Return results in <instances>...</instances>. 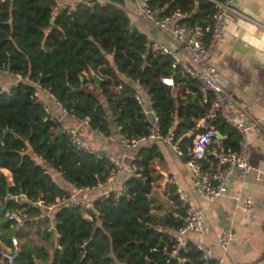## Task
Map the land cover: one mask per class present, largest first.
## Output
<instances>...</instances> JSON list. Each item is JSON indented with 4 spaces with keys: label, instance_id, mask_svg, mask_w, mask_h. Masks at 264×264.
I'll list each match as a JSON object with an SVG mask.
<instances>
[{
    "label": "trees",
    "instance_id": "1",
    "mask_svg": "<svg viewBox=\"0 0 264 264\" xmlns=\"http://www.w3.org/2000/svg\"><path fill=\"white\" fill-rule=\"evenodd\" d=\"M113 1L86 0L75 9L53 14L54 0H0V71L27 76L47 88L68 116L87 120L88 130L103 137L110 136L113 128L133 140L148 135L149 125L134 98L136 92L141 96L145 92L163 134L176 121L173 134L186 161L194 135L200 131L196 123L208 108L199 84L172 70L169 57L147 48L144 33L131 27L127 11L116 5H123V0ZM152 4L166 5L163 14L188 11L192 13L188 22L201 25L208 23L213 9L206 0H153ZM91 72L99 76V83ZM170 76L173 86L162 82ZM33 92L34 86L25 81L8 92L0 89V239L11 234L21 239L15 263L168 264L163 247L170 245L172 235L159 231L150 214L151 165L162 159L157 143L138 147L134 163L140 176L132 173L127 178L122 195L111 191L92 201L93 209L100 211L98 217L93 210L88 212L89 219L79 207H58L51 213L54 228L47 229V204L63 197L66 190L51 180L45 167L61 173L74 188L105 183L117 167L102 151L74 147L61 123L47 118L44 99L34 98ZM215 124L224 145L235 148L237 132L220 119ZM187 131L191 135H185ZM2 169L10 172L11 181ZM20 193L24 199L17 202L15 196ZM169 199L172 207L162 224L177 230L184 207L173 186ZM17 208L26 211L28 220L15 231L6 212ZM33 227L36 232L43 227L47 243L32 245L26 240L33 239ZM182 255L189 261L170 264L218 263L201 260L191 243Z\"/></svg>",
    "mask_w": 264,
    "mask_h": 264
},
{
    "label": "built area",
    "instance_id": "2",
    "mask_svg": "<svg viewBox=\"0 0 264 264\" xmlns=\"http://www.w3.org/2000/svg\"><path fill=\"white\" fill-rule=\"evenodd\" d=\"M97 1L100 4H115L113 0ZM134 1H136L138 15L144 17L154 31L163 35V38L158 40L150 34H144L147 48L169 57L172 70H179L190 79L197 81L203 102L208 104L207 111L196 123L195 127L200 131L194 135L192 145L187 153L188 157L185 161L191 171L193 184L199 193L205 200L212 202L227 192L233 177L246 178L253 171L254 177L259 180L261 178V172L259 170H253L248 160L247 132L255 126L256 122L246 123L236 115L235 110L240 108V103L232 92L224 86L222 78L213 64L215 51L219 47L226 32L227 24L237 22L238 18L243 15L236 7L237 0H206L213 7L210 19L206 25L189 23L188 19L192 17V13L188 11L174 10L163 14V9L166 5L160 6L152 4L153 0ZM85 2L86 0H72L68 3H61L58 0H54L52 13L57 14L64 9L72 10L77 5L84 4ZM116 5L124 8L130 18V14L124 5ZM130 25L135 28L131 18ZM4 72L13 75L15 81L8 86L0 85L2 91L8 92L19 81H25L34 86V98L49 99L66 114L47 88L41 87L40 84L31 81L27 76L22 77L18 74H12L9 71ZM162 82L167 86L174 85L172 76L163 78ZM134 98L139 105L140 113L143 115L144 121L149 125V133L139 140L121 136L119 138L121 147L127 152H135L141 141H161L167 143L177 153L182 154L173 134V128L176 122H172L167 134H163L158 126V115L156 111L145 104L139 92L134 94ZM43 108L50 121L59 122L58 118L52 114L50 108L44 102ZM218 119L222 120L237 132L238 141L236 142L235 148L224 145V137L215 124ZM78 121L80 124L87 125V120L79 119ZM63 129L74 147L90 153L98 152L84 139L78 126L63 127ZM186 135H191V131L186 132ZM105 155L116 167L121 166L120 161L110 155ZM35 157L39 158L42 162H37L38 164L44 165V161L40 157L34 155L33 158ZM97 157H101V155L97 154ZM136 158L138 159V156L135 153L132 155L131 173H136L137 176H140L138 167L134 163ZM45 172L49 174L51 180L58 187L66 190V194L63 197L56 198L54 202L47 204V216H50L58 207H79L89 219H91V215L88 212L92 210L95 217L100 215L99 210L93 209L92 201L87 197V194L93 188L99 187L103 183H98L94 187H73V189H70L63 182L59 181L58 176H61V173L53 171L48 167H45ZM124 191L123 189L116 193L122 195ZM177 194L183 204L184 215L181 217L180 227L171 237L170 245L163 247V251L167 256L166 262L170 264L171 261L178 263L189 261L182 255V253H186V248L189 243L200 253L201 260L208 261L215 259L209 246L199 240L189 239V234H200L204 230L202 210L193 203L185 200L181 193L178 192ZM107 195L105 194L102 197H106ZM23 199V193L15 196L17 202H21L20 200ZM242 208L246 216H249L254 209L250 199L243 200ZM173 216L177 217V212H173ZM6 217L10 222V227L15 230L23 228L25 222L28 220V215L23 208L8 210ZM234 241L235 235L231 230H224L217 235V243L224 251ZM10 242L11 245L9 246H0V264H16L15 260L21 247L16 236H12ZM86 243L85 241L83 246ZM36 262L37 264H43L41 260H37Z\"/></svg>",
    "mask_w": 264,
    "mask_h": 264
},
{
    "label": "crops",
    "instance_id": "3",
    "mask_svg": "<svg viewBox=\"0 0 264 264\" xmlns=\"http://www.w3.org/2000/svg\"><path fill=\"white\" fill-rule=\"evenodd\" d=\"M58 1L68 3L72 0ZM123 5L137 30L158 40L163 38L161 33L150 27L144 17L138 15L136 1L123 0ZM236 7L243 15L237 22L227 24L226 32L215 51L213 64L224 86L240 103V108L235 110L236 115L246 123L256 122L247 132L248 160L253 170L261 172V178L257 180L253 171L246 178L233 177L227 192L209 202L193 184L191 171L182 155L171 146L161 141L145 140L139 143V147L157 143L162 155V159L152 162L154 182L149 194L150 214L152 221L157 222L155 226L159 231L170 235L176 231L162 224L165 214L172 207L169 190L173 186L176 193H181L185 200L202 210L204 230L200 234H189V239L199 240L209 246L217 264H264V0H237ZM14 81L13 75L0 71V85L8 86ZM187 92L186 89L185 94ZM175 93L178 91L174 90ZM142 97L145 104L151 107L149 96L142 92ZM44 103L64 128L78 126L84 139L95 151H102L121 162V166H117L113 175L101 186L93 188L87 197L93 201L111 191H122L125 181L132 174V155L136 151L127 152L121 147V135L115 128L110 136L103 137L89 131L87 125L80 124L78 120L65 114L51 100L44 99ZM34 159L42 163L39 158ZM2 171L7 180L11 181L10 172L6 169ZM58 179L73 189L61 176H58ZM244 199H250L253 204L254 209L249 216H246L242 208ZM48 217L53 229L52 215ZM224 230H231L235 235V241L226 251L217 243V235ZM6 233L10 234L8 230ZM12 236L16 235L11 234L9 238L7 236V242L0 239V246L11 245Z\"/></svg>",
    "mask_w": 264,
    "mask_h": 264
},
{
    "label": "rangeland",
    "instance_id": "4",
    "mask_svg": "<svg viewBox=\"0 0 264 264\" xmlns=\"http://www.w3.org/2000/svg\"><path fill=\"white\" fill-rule=\"evenodd\" d=\"M50 226H51V224L50 223L49 224L47 223V229L48 230H51ZM35 230H36L35 227H33V229L31 230V236H32L33 239L27 238L26 240L29 241V243L32 244V245H35V243H38V244L47 243L46 240H44L42 238L43 227H40V230L38 232H36ZM18 241H19V244H21V239L18 238Z\"/></svg>",
    "mask_w": 264,
    "mask_h": 264
},
{
    "label": "water",
    "instance_id": "5",
    "mask_svg": "<svg viewBox=\"0 0 264 264\" xmlns=\"http://www.w3.org/2000/svg\"><path fill=\"white\" fill-rule=\"evenodd\" d=\"M92 78L95 80L96 83L100 82L99 76H97L95 73L91 72ZM82 79V77H80Z\"/></svg>",
    "mask_w": 264,
    "mask_h": 264
}]
</instances>
